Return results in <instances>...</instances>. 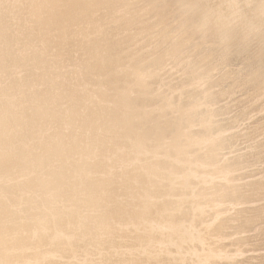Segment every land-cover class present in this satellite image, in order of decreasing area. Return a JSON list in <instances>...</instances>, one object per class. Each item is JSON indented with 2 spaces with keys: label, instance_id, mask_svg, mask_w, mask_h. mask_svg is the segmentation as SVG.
Masks as SVG:
<instances>
[{
  "label": "bare ground",
  "instance_id": "obj_1",
  "mask_svg": "<svg viewBox=\"0 0 264 264\" xmlns=\"http://www.w3.org/2000/svg\"><path fill=\"white\" fill-rule=\"evenodd\" d=\"M0 264H264V0H0Z\"/></svg>",
  "mask_w": 264,
  "mask_h": 264
}]
</instances>
